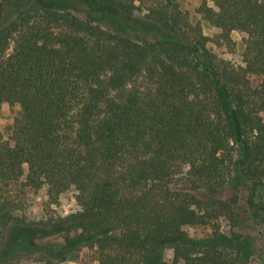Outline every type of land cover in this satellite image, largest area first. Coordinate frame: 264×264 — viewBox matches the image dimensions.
<instances>
[{
  "label": "trees",
  "instance_id": "16d2710c",
  "mask_svg": "<svg viewBox=\"0 0 264 264\" xmlns=\"http://www.w3.org/2000/svg\"><path fill=\"white\" fill-rule=\"evenodd\" d=\"M195 1L0 0V264H252L264 0Z\"/></svg>",
  "mask_w": 264,
  "mask_h": 264
},
{
  "label": "rangeland",
  "instance_id": "374dc122",
  "mask_svg": "<svg viewBox=\"0 0 264 264\" xmlns=\"http://www.w3.org/2000/svg\"><path fill=\"white\" fill-rule=\"evenodd\" d=\"M183 2V6L189 10V11H193L195 6H196V1L195 0H182ZM200 21L202 23V28H203V32L204 34L209 37V38H213L215 31L214 29L205 21H203L202 18H200ZM243 35L238 33V32H234L232 34V38L234 40V42L237 45V50L236 53L232 56L224 54L222 50H219L215 47H211V49L217 53L218 55H220L221 57L230 60L232 63H240L241 61V55H242V51H243V46H242V40H243ZM19 108L18 107H0V130L3 133V136L5 138L8 137L9 134V129L12 126L13 122L15 121V119L18 117L19 115ZM264 117V114H263ZM74 196H75V192L74 191H69L67 192L65 195H63L60 199H59V205L58 206H53V210H55L56 213L60 214V215H66L68 213H70L74 207H75V203H74ZM244 197V196H243ZM245 199V197H244ZM29 201L31 204V217L32 218H38L41 214V210L42 207L44 206V202H45V197L43 196V194L37 195V196H30L29 195ZM262 214H264V211L261 212ZM224 230L227 231L228 229H226L224 227ZM189 234L192 237H203L206 234H208L207 230L205 229H190L189 230ZM244 234L246 237H248L250 239V241L254 244L255 246V256H254V260L252 262V264H262V255H263V251H264V229L256 224V223H250L248 224V227L246 229H244ZM169 258L171 257V252H169ZM256 260V261H255ZM62 264H83L81 262V260H77V259H70Z\"/></svg>",
  "mask_w": 264,
  "mask_h": 264
}]
</instances>
